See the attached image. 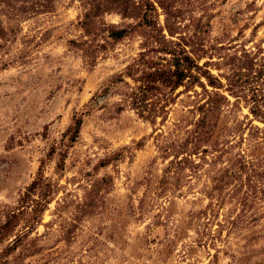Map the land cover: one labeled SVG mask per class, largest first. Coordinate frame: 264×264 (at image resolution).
<instances>
[{
	"label": "rangeland",
	"instance_id": "1",
	"mask_svg": "<svg viewBox=\"0 0 264 264\" xmlns=\"http://www.w3.org/2000/svg\"><path fill=\"white\" fill-rule=\"evenodd\" d=\"M0 264H264V0H0Z\"/></svg>",
	"mask_w": 264,
	"mask_h": 264
},
{
	"label": "trees",
	"instance_id": "2",
	"mask_svg": "<svg viewBox=\"0 0 264 264\" xmlns=\"http://www.w3.org/2000/svg\"><path fill=\"white\" fill-rule=\"evenodd\" d=\"M115 35L117 36H122L123 35V32H117ZM182 80H184V75L183 73H179L178 75V83H180ZM78 127H80V123H78Z\"/></svg>",
	"mask_w": 264,
	"mask_h": 264
}]
</instances>
